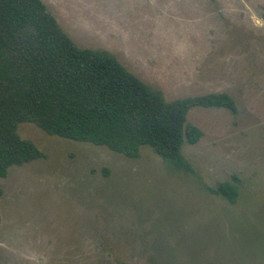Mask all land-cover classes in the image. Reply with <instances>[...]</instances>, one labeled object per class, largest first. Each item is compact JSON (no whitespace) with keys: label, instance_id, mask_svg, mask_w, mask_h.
<instances>
[{"label":"rangeland","instance_id":"obj_1","mask_svg":"<svg viewBox=\"0 0 264 264\" xmlns=\"http://www.w3.org/2000/svg\"><path fill=\"white\" fill-rule=\"evenodd\" d=\"M42 1L166 101L227 93L238 110L190 111V172L21 124L45 157L0 177V264H264V0ZM223 182L234 205L210 191Z\"/></svg>","mask_w":264,"mask_h":264},{"label":"trees","instance_id":"obj_2","mask_svg":"<svg viewBox=\"0 0 264 264\" xmlns=\"http://www.w3.org/2000/svg\"><path fill=\"white\" fill-rule=\"evenodd\" d=\"M197 107L238 110L227 93L168 102L111 52L78 47L42 0H0L1 178L13 166L45 157L20 137L21 124L131 159L147 146L170 168L190 172L182 150L203 137L187 122ZM210 191L234 205L240 187L223 182Z\"/></svg>","mask_w":264,"mask_h":264}]
</instances>
